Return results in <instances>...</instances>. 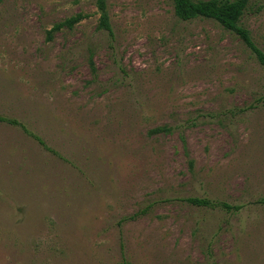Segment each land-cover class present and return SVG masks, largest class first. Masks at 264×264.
<instances>
[{
  "label": "rangeland",
  "instance_id": "obj_1",
  "mask_svg": "<svg viewBox=\"0 0 264 264\" xmlns=\"http://www.w3.org/2000/svg\"><path fill=\"white\" fill-rule=\"evenodd\" d=\"M96 2L0 0V116L48 147L0 123V264H264L263 66L172 0H106L112 34ZM239 25L264 52V0Z\"/></svg>",
  "mask_w": 264,
  "mask_h": 264
},
{
  "label": "trees",
  "instance_id": "obj_2",
  "mask_svg": "<svg viewBox=\"0 0 264 264\" xmlns=\"http://www.w3.org/2000/svg\"><path fill=\"white\" fill-rule=\"evenodd\" d=\"M174 3V11L176 16L183 20L189 21L198 17L213 19L221 24L226 29L235 32L244 43L253 51L258 62L264 68V52L260 50L252 41L249 31L239 25V20L247 6V0H172ZM97 9L100 13L99 28L104 29L112 34L108 13L106 11V0H97ZM83 19L82 15L73 16L65 22L56 24L52 30H60L64 27L72 28ZM0 123H6L13 126L20 127L25 133L34 136L41 145L48 148L44 141L32 134L28 128L20 121L0 116ZM188 203L196 206L211 205L205 199L190 197L186 200ZM259 204L264 205V197L259 199ZM222 207L228 210H240V206H231L226 203L221 204ZM119 264H132L128 261H122Z\"/></svg>",
  "mask_w": 264,
  "mask_h": 264
}]
</instances>
